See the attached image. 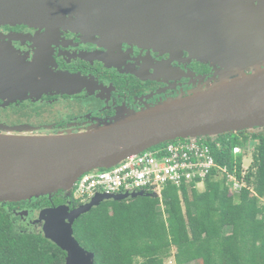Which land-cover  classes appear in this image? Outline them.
Instances as JSON below:
<instances>
[{"label":"water","instance_id":"1","mask_svg":"<svg viewBox=\"0 0 264 264\" xmlns=\"http://www.w3.org/2000/svg\"><path fill=\"white\" fill-rule=\"evenodd\" d=\"M220 5L221 0H0L3 23L82 26L154 50L187 49L220 68L188 94L121 111L84 131L0 135V203L51 200L59 190L71 198L81 174L111 168L153 146L264 129V26H252L248 11L230 20V12L219 14ZM143 196L159 198L143 191L97 194L77 207L45 208L31 223L66 254L64 264H94V254L74 237V222L106 201Z\"/></svg>","mask_w":264,"mask_h":264},{"label":"flooded vegetation","instance_id":"2","mask_svg":"<svg viewBox=\"0 0 264 264\" xmlns=\"http://www.w3.org/2000/svg\"><path fill=\"white\" fill-rule=\"evenodd\" d=\"M220 6L219 14L230 12V20L248 11L252 26H264V0H221ZM218 70V65L198 61L187 49L154 50L63 23L0 22V135L84 131L121 111H139L188 94L213 79ZM23 126L26 131H12ZM45 200L49 206L13 209L27 213L23 218L14 213V227L41 231L31 223L38 219L35 213L68 203L77 207L72 201L79 206L61 190Z\"/></svg>","mask_w":264,"mask_h":264},{"label":"trees","instance_id":"3","mask_svg":"<svg viewBox=\"0 0 264 264\" xmlns=\"http://www.w3.org/2000/svg\"><path fill=\"white\" fill-rule=\"evenodd\" d=\"M230 136L208 144L216 164L243 183L239 192L230 193L226 176L217 178L213 170L202 193L194 186H168L158 199L106 201L73 224L75 239L94 254V264H264V129ZM247 142L254 146L243 171L232 148L244 149ZM38 205L50 204L45 198L0 204V264H64L66 254L40 230L14 227L13 209Z\"/></svg>","mask_w":264,"mask_h":264},{"label":"built area","instance_id":"4","mask_svg":"<svg viewBox=\"0 0 264 264\" xmlns=\"http://www.w3.org/2000/svg\"><path fill=\"white\" fill-rule=\"evenodd\" d=\"M215 147L220 149L221 143L216 142ZM241 150L238 146L232 148L234 155ZM213 170L225 174L228 181L239 187V191L243 187L235 182V177L228 174L225 167L216 164L208 143L202 139H181L153 146L111 168L81 174L72 187L71 196L82 205L97 194L143 191L160 195L168 186L188 188L204 184Z\"/></svg>","mask_w":264,"mask_h":264},{"label":"rangeland","instance_id":"5","mask_svg":"<svg viewBox=\"0 0 264 264\" xmlns=\"http://www.w3.org/2000/svg\"><path fill=\"white\" fill-rule=\"evenodd\" d=\"M263 16H264V14H263ZM256 26V25H255ZM193 90V89H192ZM191 91V90H190ZM164 100H166V99H164ZM237 135V133H233V134H231V136L230 137H232L233 135ZM215 137H208V138H203L202 140L204 141V142H206V143H208V141L209 140H213ZM209 139V140H208ZM231 139V138H230ZM232 140V139H231ZM253 146H254V143H252V142H247L246 143V147L243 149V150H241V152L240 153H238V154H236V155H234V157H236L237 155H241V167H242V170L243 171H246V169L250 166V162H251V152L253 151ZM223 175H225V174H218V173H216V177L217 178H222L223 177ZM227 180V179H226ZM235 182L237 183V184H242L243 185V183H239V182H237L236 180H235ZM226 186H227V188L229 189V191H230V193H237L238 191H239V187L238 186H236L235 187V185H234V183L233 182H230V181H226ZM196 188V190L198 191V192H200V193H202L203 191H204V184H199V185H197V187H195ZM154 193H156V192H154ZM156 194H158V193H156ZM158 196H159V198H160V195L158 194ZM36 214V216L35 217H38V213H35ZM33 226H36V225H33ZM165 264H174V262H173V260L172 259H169V260H167L166 262H165ZM191 264H202L201 263V261H196V262H193V263H191Z\"/></svg>","mask_w":264,"mask_h":264}]
</instances>
